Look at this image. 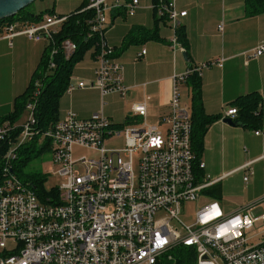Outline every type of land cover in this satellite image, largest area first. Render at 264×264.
Returning <instances> with one entry per match:
<instances>
[{
	"label": "built area",
	"instance_id": "built-area-1",
	"mask_svg": "<svg viewBox=\"0 0 264 264\" xmlns=\"http://www.w3.org/2000/svg\"><path fill=\"white\" fill-rule=\"evenodd\" d=\"M138 7V0H87L81 12L90 13V35H98L94 79L88 84L69 83L65 93L95 88L102 99L126 95L123 68L105 40L106 14L123 9L131 17ZM151 9L158 18H167L172 48H179L176 30L186 12L178 11L173 0H157ZM65 21V16L54 14L33 22L14 21L3 26L4 38L21 36L53 47V37ZM75 50L73 42L63 41L66 59ZM56 53L52 48L50 55ZM263 53L264 44H260L252 58ZM144 54L142 50L138 57ZM212 64L189 67L172 76L170 111L157 124L146 121L145 102L132 105L128 119L134 123L122 127L112 124L100 110L87 119L68 112L53 128L39 132L34 102L26 104L25 120L1 124L0 264H165L177 246L194 247L196 264H264V240L249 245L245 238L256 222L264 221V213L252 215L254 205L228 213L217 200H205L191 226L179 220L184 204L206 197L205 191L213 184L198 174L204 165L196 163L191 151L190 118L179 106V87L189 75L200 76ZM53 67L50 62L49 68ZM33 88L36 97L39 80L33 81ZM236 114L231 107L222 118L234 121ZM35 139L39 146L48 140L55 167L48 172L63 180L59 187L45 189L42 196L12 170L17 149ZM111 141L120 144L109 146ZM74 149L88 150L90 155L75 159ZM172 223H179L181 229Z\"/></svg>",
	"mask_w": 264,
	"mask_h": 264
},
{
	"label": "crops",
	"instance_id": "crops-1",
	"mask_svg": "<svg viewBox=\"0 0 264 264\" xmlns=\"http://www.w3.org/2000/svg\"><path fill=\"white\" fill-rule=\"evenodd\" d=\"M173 1L178 11L186 12V16L179 18V23L185 28L187 60L183 58L185 52L180 44L179 48H172V30L167 21L158 23L159 41H144L141 32L122 50L129 32L136 28L153 29L152 13L149 18L144 17L138 11L141 9L140 4L137 13L131 17L123 9L108 13L111 24L105 32V40L114 48V58L123 68V84L127 93L123 97L116 95L118 108L104 115L112 124L121 125L129 121L133 104L145 102L146 121H155L157 124L170 111L172 76L184 73L189 67L214 63L200 71L201 98L205 113L219 115L221 119L213 123L205 134L203 153L199 160L204 168L198 174L200 178L209 177L213 181L209 189H218L219 197L209 196V189L205 194L209 200H217L219 204L222 196L238 195L237 190L243 185L244 177H247L245 186L254 190L252 196L237 209H222L229 213L254 205L253 214L260 215L264 213V53L257 58H252V54L260 44H264V13L247 16L244 0ZM82 2L54 0L49 9L53 10L54 15L67 16ZM219 26H222L221 30ZM46 45L45 41L32 42L21 36L7 40L0 26V118L12 111L14 99L27 89ZM142 50L145 54L138 57ZM219 62L221 66L217 65ZM94 67V56L89 51L75 66L69 83L75 85L79 81L87 84L92 82ZM183 91L188 93L190 105V88L186 81L180 85L178 92L179 106L185 109L181 106ZM252 92L261 97L260 128L251 130L241 124L229 125L223 122L222 117L231 108V103L237 97ZM103 102L104 98L95 88L75 89L61 98L60 119L68 112L74 113L79 119H87L102 111ZM186 111L189 113V106ZM132 123L130 120L129 124ZM246 233L247 243L256 245L251 240L264 235V229L252 236Z\"/></svg>",
	"mask_w": 264,
	"mask_h": 264
},
{
	"label": "trees",
	"instance_id": "trees-1",
	"mask_svg": "<svg viewBox=\"0 0 264 264\" xmlns=\"http://www.w3.org/2000/svg\"><path fill=\"white\" fill-rule=\"evenodd\" d=\"M168 1L162 0V2ZM156 2L157 0H151L152 5ZM86 4L87 0H83L74 12L65 16L66 21L53 37V47H51L52 45L46 46L31 76L27 89L14 99L12 111L5 117L0 118V125L7 122L13 125L19 124L25 114V106L30 102L35 103V130L39 132L47 131L59 121V102L66 92L75 66L83 60L85 54L89 51L92 52L94 57L97 52L98 35H90L91 29L88 24L90 13L81 12ZM29 7L30 5L19 11L13 18L0 21V26L3 27L5 24H10L14 21H38L45 15H53L52 9H46L39 14L31 15L28 11ZM244 8L247 16L262 14L264 13V0H244ZM152 17L154 20L153 29L136 28L129 32L122 44V50L127 48L133 42L132 38L141 32L143 34L140 35L144 37V41L160 40L157 34V26L159 22H166L167 18H158L155 9H152ZM176 39L187 56L188 44L183 26L177 28ZM65 40H70L76 45V50L69 59L65 58L62 51V43ZM52 48L56 49L57 53L51 56L50 51ZM50 62L54 64L53 68H49ZM35 80L40 81V89L36 97H34L33 88V81ZM186 83L190 88V145L196 163H198L203 153L205 134L209 127L221 117L205 113L201 98V80L196 73L189 75ZM260 105L261 97L256 92L237 97L230 105V107L236 108L237 111L234 121L251 130H258L261 126ZM129 123L130 120L118 126L122 127ZM50 149L51 146L48 140H44L42 146L37 145L36 139L32 140L17 149V159L12 164L14 174L23 182H29L36 193H40L41 196L47 193L44 187L46 177L40 173L23 176L21 169L25 168L33 157L46 154L50 152ZM207 194L213 198H218L219 190L212 188L207 191ZM52 195H55L54 191H52ZM171 256L172 260L167 261L165 264H196L197 260L194 247L177 246L171 252Z\"/></svg>",
	"mask_w": 264,
	"mask_h": 264
},
{
	"label": "rangeland",
	"instance_id": "rangeland-1",
	"mask_svg": "<svg viewBox=\"0 0 264 264\" xmlns=\"http://www.w3.org/2000/svg\"><path fill=\"white\" fill-rule=\"evenodd\" d=\"M54 0H36L35 2H33L30 7L28 8V11L30 14H39L40 12L45 11L46 9H49L52 5ZM122 3L126 2V0H120ZM141 9L138 11H141L142 14H144V17L149 18L152 10H150L152 8V4H151V0H138ZM137 13V11H135ZM106 23L107 26H110V17L109 14H106ZM118 97L116 95H108L106 97H104V102H103V114L106 115L107 111H113L116 108H118ZM119 102H123V100H119ZM181 102H182V107L185 108L186 110H188V106H189V97H188V93L186 91L182 92V98H181ZM26 115L24 114L21 118L22 122L23 120H25ZM148 123L151 124H155V121H151L149 120ZM109 146L112 145H119L120 142H116V141H111L109 143H107ZM90 155V151L88 150H78V149H74L73 150V158L77 159L79 157H88ZM49 168H55L53 166L52 160H51V153L48 152L46 154H43L39 157H33L32 160L28 163V165L25 168L21 169V174L23 176L26 175H31V174H35V173H40L42 175H44L46 177V181L44 183V187L45 189H47L48 191H50L52 188H57L60 186V184L62 183V178L53 175L51 173H49ZM133 171H134V175L136 176L137 171H138V160L135 159L134 160V164H133ZM244 182V181H243ZM242 182V186H239L237 192L238 195H236L235 197H226V196H222L221 197V207H223L225 210L227 211H232L234 209H237L238 207H241L248 198H250L254 192L253 189H247V187L245 186V182ZM205 200H209V197H205L203 195H201L198 199V201L194 202V203H185L184 207H183V213L181 214V216L179 217V220L181 223H183L185 226L189 227L194 223V214L196 209H198L199 204ZM264 201V199L262 200ZM259 207V206H257ZM252 215L255 216V214ZM173 227H176L178 229H181V225L179 223H172ZM264 229V223H255L254 227H252L250 230L247 231L246 235L249 232V235H254L257 232H260L261 230ZM262 238H264V235H262L261 237H255L253 240H251L252 244L258 243L260 240H262Z\"/></svg>",
	"mask_w": 264,
	"mask_h": 264
},
{
	"label": "water",
	"instance_id": "water-1",
	"mask_svg": "<svg viewBox=\"0 0 264 264\" xmlns=\"http://www.w3.org/2000/svg\"><path fill=\"white\" fill-rule=\"evenodd\" d=\"M36 0H0V21L13 18L19 11L25 9ZM184 60H187V56L183 53ZM223 122L229 125H239L237 122H233L230 119H223Z\"/></svg>",
	"mask_w": 264,
	"mask_h": 264
}]
</instances>
